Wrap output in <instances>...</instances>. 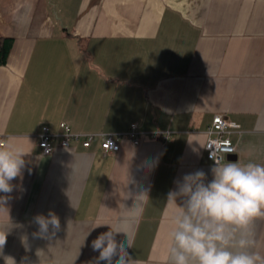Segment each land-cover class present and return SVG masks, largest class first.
Returning <instances> with one entry per match:
<instances>
[{"label": "crops", "instance_id": "1", "mask_svg": "<svg viewBox=\"0 0 264 264\" xmlns=\"http://www.w3.org/2000/svg\"><path fill=\"white\" fill-rule=\"evenodd\" d=\"M0 34L13 38L0 65V146L25 153L13 191L0 193V264H95L91 241L110 226L129 234L138 264H166L177 211L167 196L185 174L212 179L205 130L216 114L239 125L223 162L264 164V0H0ZM62 122L174 134L45 155L39 132ZM49 212L60 229L40 233L36 217ZM255 231L264 256V221Z\"/></svg>", "mask_w": 264, "mask_h": 264}, {"label": "clouds", "instance_id": "2", "mask_svg": "<svg viewBox=\"0 0 264 264\" xmlns=\"http://www.w3.org/2000/svg\"><path fill=\"white\" fill-rule=\"evenodd\" d=\"M24 155L11 143L0 146V193L13 191L11 182L22 174ZM212 159L211 180L197 170L175 181L176 188L168 193L166 204L177 211L170 218L166 264H264V256L254 250L257 223L264 221V164ZM145 197L141 192L136 199ZM36 223L40 233L49 226L60 229L53 212L36 217ZM120 233L125 240H117ZM5 242L6 234L0 232V248ZM91 248L99 253L95 264H138L128 252L132 241L126 231L110 226L91 241Z\"/></svg>", "mask_w": 264, "mask_h": 264}, {"label": "built area", "instance_id": "3", "mask_svg": "<svg viewBox=\"0 0 264 264\" xmlns=\"http://www.w3.org/2000/svg\"><path fill=\"white\" fill-rule=\"evenodd\" d=\"M62 131H53L49 126L42 127L38 134V145L45 155L54 153L57 147H71L72 141H78L85 147H91L97 142L105 152H116L121 149L122 141L129 138L136 146L141 145L146 136L161 137L164 141L170 139L174 134L171 130H158L144 132L140 130L139 124L134 122L129 129L122 133H78L72 131L65 122L61 123ZM239 125L222 114H216L211 125L205 130V149L208 157L213 161L220 159L223 162L224 156L236 152V145L231 138V133ZM1 144H5L3 141Z\"/></svg>", "mask_w": 264, "mask_h": 264}, {"label": "trees", "instance_id": "4", "mask_svg": "<svg viewBox=\"0 0 264 264\" xmlns=\"http://www.w3.org/2000/svg\"><path fill=\"white\" fill-rule=\"evenodd\" d=\"M12 45L13 38L0 34V65L6 64Z\"/></svg>", "mask_w": 264, "mask_h": 264}]
</instances>
